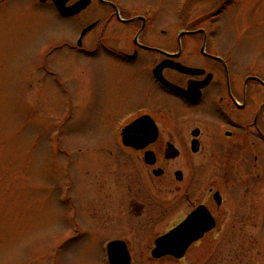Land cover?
I'll return each mask as SVG.
<instances>
[{"label": "rangeland", "instance_id": "374dc122", "mask_svg": "<svg viewBox=\"0 0 264 264\" xmlns=\"http://www.w3.org/2000/svg\"><path fill=\"white\" fill-rule=\"evenodd\" d=\"M125 3L139 14L149 9L162 24L173 19L175 35L204 30L216 52L264 77V0ZM88 22L79 18L76 31H66L52 11L29 0L0 2V264H107L106 246L115 240L127 243L131 264H264L261 163L258 171L247 168L240 150L225 183L206 150L186 152L189 125L171 120L162 102L150 107L128 74L106 73L75 51L56 49L66 36L73 43ZM112 85L120 91L108 94L106 104L104 88ZM254 97L264 101L257 91ZM136 107L151 111L160 131L148 148L154 167L121 141ZM167 143L179 157L166 160ZM154 169L164 174L154 177ZM177 172L191 184L193 203L215 210L208 191L220 193V231L180 261L154 260V241L189 213Z\"/></svg>", "mask_w": 264, "mask_h": 264}, {"label": "flooded vegetation", "instance_id": "af4514ba", "mask_svg": "<svg viewBox=\"0 0 264 264\" xmlns=\"http://www.w3.org/2000/svg\"><path fill=\"white\" fill-rule=\"evenodd\" d=\"M80 2L87 3V6L75 16L66 17L58 11V5L68 9ZM29 3L52 11L57 21L69 26L64 28L66 31H76L75 22L79 18H87L89 22L77 31L75 41L70 42L66 36L56 49L75 51L76 56L86 59L91 66L97 64L96 67H102L106 73L122 70L128 74L131 77L129 85L137 88L134 90L139 94L134 93L151 101L150 107L162 102L169 108L171 120L189 125L186 152L194 154L191 146L195 141L198 152L194 155L206 150L211 158H216L225 183L228 184L232 178L231 163L240 150L245 154L247 168L258 171L257 166L261 163L264 170V101H256L254 97L256 91L264 95V77L244 72L246 69H241L228 56L216 52L214 42L204 30H183L175 35L173 19L162 24L155 20L156 15L149 9L143 14L134 12L136 9L128 11L125 0H29ZM157 29L158 38L154 37L158 36ZM85 30L87 33L82 37ZM186 33L189 35L179 37ZM176 64L197 70L200 74H182L175 70ZM166 84L188 91V97L174 93ZM191 86L193 88L190 89ZM104 90L106 104L110 103L108 94L120 91L116 85ZM135 109L139 112L125 119L127 125L143 116L154 120L151 111L144 110V107ZM159 136L160 131L156 143ZM170 145L173 146L170 143L165 145L166 160H170L169 156L175 150L177 156L180 155L179 150L170 149ZM177 181L186 186L183 202L189 208L182 221L198 207L204 206L212 215L215 228L203 238L220 231L216 228L219 226L217 214L222 213V196L221 205H215L213 210L210 203L192 202L191 184L183 182V175ZM208 193L213 196L219 192L209 189Z\"/></svg>", "mask_w": 264, "mask_h": 264}, {"label": "water", "instance_id": "95a60500", "mask_svg": "<svg viewBox=\"0 0 264 264\" xmlns=\"http://www.w3.org/2000/svg\"><path fill=\"white\" fill-rule=\"evenodd\" d=\"M87 3L80 2L68 9H62L58 5V10L63 16H75L79 14ZM85 32L83 33V35ZM175 69L184 74H197V71L175 65ZM173 92L180 94L184 97H188L189 92L181 90L172 85H166ZM193 88L192 86L190 89ZM196 135V134H195ZM158 138V130L155 123L149 117H142L122 131V143L126 147L133 148L135 150H144L149 145L153 144ZM173 147L170 146V149ZM193 153H197L196 142L192 143ZM178 153L169 156V159H174ZM144 161L147 165L153 166L156 162V158L153 153L146 152ZM162 171H154L153 175L159 177L162 175ZM181 173H176V179L180 180ZM214 200L217 205H221V198L218 193L214 195ZM215 227V222L208 212V210L200 206L198 207L183 223L178 227L170 231L165 236L155 241V249L152 251V257L154 259H161L165 256H171L175 259H182L188 250V248L196 241L200 240L204 234L210 232ZM107 256L109 264H130V255L127 250L126 243L122 241H114L107 246Z\"/></svg>", "mask_w": 264, "mask_h": 264}]
</instances>
